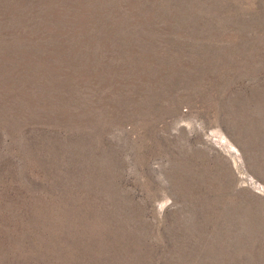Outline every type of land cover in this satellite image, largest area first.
Here are the masks:
<instances>
[{
  "label": "rangeland",
  "instance_id": "374dc122",
  "mask_svg": "<svg viewBox=\"0 0 264 264\" xmlns=\"http://www.w3.org/2000/svg\"><path fill=\"white\" fill-rule=\"evenodd\" d=\"M0 264H264V0H0Z\"/></svg>",
  "mask_w": 264,
  "mask_h": 264
}]
</instances>
